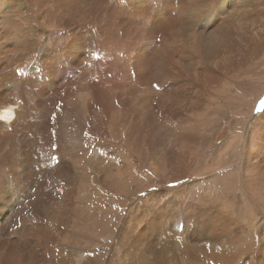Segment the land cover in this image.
Wrapping results in <instances>:
<instances>
[{"label":"bare ground","instance_id":"bare-ground-1","mask_svg":"<svg viewBox=\"0 0 264 264\" xmlns=\"http://www.w3.org/2000/svg\"><path fill=\"white\" fill-rule=\"evenodd\" d=\"M262 57L264 0H0V264H264Z\"/></svg>","mask_w":264,"mask_h":264},{"label":"rangeland","instance_id":"rangeland-1","mask_svg":"<svg viewBox=\"0 0 264 264\" xmlns=\"http://www.w3.org/2000/svg\"><path fill=\"white\" fill-rule=\"evenodd\" d=\"M43 24V23H42ZM43 26H45L48 30H50V24L45 22L43 24ZM48 40H50V36L48 38ZM46 43V42H45ZM44 43V44H45ZM47 43H50V41H48ZM264 57H262L258 64L255 65V66H252V67H247L246 68V71L244 73V80L243 82H241L242 86H243V101H244V105L242 106V114H245L246 112H248L249 108H250V102L251 101H254L255 100V103H254V106L252 108V111L251 113H249V117L254 118L256 115H257V110L260 108V105L261 106H264V104L260 103L262 102V98L264 97ZM262 100V101H261ZM260 104V105H259ZM257 106H259V108H257ZM261 110V109H259ZM222 121V120H221ZM224 121V122H223ZM222 122H220L221 126L225 123H228L230 124V127H232L234 124V121H232L231 118H226L225 120H223ZM220 126V127H221ZM253 126V123L252 122H248L247 125H246V130H249L248 128L252 127ZM222 128V127H221ZM220 129V128H219ZM220 130H217L213 136H212V141L215 142V139H216V136H217V132H219ZM102 134L99 135L98 138V145L99 147H103L104 151H118L120 149H118V145L116 143V141H113L112 139H109L107 138L105 135H104V132H101ZM226 135L224 136V138L227 140L228 137H230V134L229 133H225ZM56 135H53L52 139H56L55 138ZM222 139V140H218L216 143H218L216 146L217 148H219L218 146L222 145L223 141H225V139ZM96 146V147H97ZM43 147L44 149H50L48 148L47 145L43 144ZM54 148L56 149V147L54 146ZM142 174H149V172L146 170V169H143L142 170ZM178 183H170L168 184L166 187L167 189H172L174 188ZM153 189H148L147 191H143L141 193L138 194L137 198L134 199V198H131L130 199V203L133 202L136 203V202H140V199H142L143 197H145L146 194H148V192H152ZM101 209V210H100ZM100 212H105L107 211V209L105 207H103L101 205V208H99ZM108 218H110L109 215H107ZM79 223H77L76 225H79L81 223H83L85 225V222L82 220V221H78ZM89 229L93 227L92 226H88ZM89 229L86 230V234L89 236V238L91 239H96L99 237V234H96V231L93 229V231H88ZM103 237L101 238H98L99 240H101ZM255 240H257V237H255Z\"/></svg>","mask_w":264,"mask_h":264}]
</instances>
